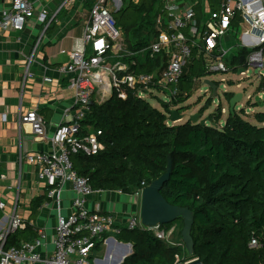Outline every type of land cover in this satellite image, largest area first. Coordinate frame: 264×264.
Listing matches in <instances>:
<instances>
[{"label":"trees","instance_id":"trees-1","mask_svg":"<svg viewBox=\"0 0 264 264\" xmlns=\"http://www.w3.org/2000/svg\"><path fill=\"white\" fill-rule=\"evenodd\" d=\"M206 1L212 9L217 7L218 0ZM203 5L204 0H199L197 25L205 17ZM126 9L132 10V19L121 24V28L116 27L122 33L124 49L131 56L122 60L137 61L138 66L132 69L138 73L161 71L166 65L164 54L153 59L146 57L142 62L136 56L158 37L155 24L164 15L161 3L139 0L136 4L128 3ZM239 21L237 17L232 22L231 32H236ZM237 49L231 60L235 70L240 66V58L249 53L244 48ZM199 54L204 55L194 48L191 56ZM206 75L205 67L198 70L194 82ZM185 83L193 80L184 72L179 81L181 92L176 93L170 104H163L165 113L128 88H123L125 99L119 98L115 90L106 102L93 101L81 122L80 134L100 131L98 139L103 149L91 157L72 155L73 169L88 181L93 191L135 195L142 189V183L146 187L165 173L170 157V177L160 194L169 205L187 208L193 215L190 232L193 254L189 259L198 258L203 264H264V114L254 116L259 126L245 120L242 110L228 114L222 127L189 121L172 124L170 105L177 107L190 97V91L183 89ZM233 96L234 93H224L226 101ZM211 103L209 99L199 113L205 112ZM222 110L219 104L209 116L211 123L218 125ZM43 202L44 196L32 200V216ZM173 225H176L174 236L180 242L178 246L157 239L152 231L122 228L113 236L131 245L132 253L121 264H175L178 258L188 256L180 235L182 221L160 228L167 230ZM36 237L34 227L27 222L25 229L7 238L6 248L30 243ZM252 238L258 240L259 248H249ZM100 245L97 242L95 249Z\"/></svg>","mask_w":264,"mask_h":264},{"label":"built area","instance_id":"built-area-1","mask_svg":"<svg viewBox=\"0 0 264 264\" xmlns=\"http://www.w3.org/2000/svg\"><path fill=\"white\" fill-rule=\"evenodd\" d=\"M72 1L61 0L55 15ZM116 1L117 5L115 0L92 2L83 35L85 45L91 48V54L62 52L69 59L63 73L67 77L68 88L73 92L76 111L72 112L67 124L59 126L52 134V149L49 152L27 153L20 158L38 168V180L47 187L49 198L55 196L60 186H72L75 193V198L71 201L72 213L68 217H58L53 249L49 254H41L39 250L42 240L45 239L41 232L30 243L21 242L18 246L6 248L7 238L25 229L27 222L16 214L18 199L13 203L12 212L8 216L3 213L7 206L0 200V264H90L88 258L102 236L119 234L122 228L152 231L157 239L169 243L170 246L180 245L170 241L176 232V225L167 230L160 226L146 228L141 225L139 214L132 215L124 224L119 225L111 213L88 208L87 199L95 191L73 169L71 156H95L103 146L98 139L101 136L100 131L86 136L80 134L81 122L89 113L93 101L104 103L112 97L115 90L119 98L125 99L123 88L136 91V96L140 99L141 94L168 91V98L172 100L177 92L170 88L179 84L194 48L204 55L212 56L216 61L208 72H227L222 60L227 54L222 48V40L231 31L232 22L237 17L240 19L238 26L242 29V47L249 51L241 75L247 73V68L264 70V7L261 0H218L215 9L204 0L205 17L199 25L196 19L199 0H159L164 15L156 20L158 37L148 48L136 55L143 56L144 59L165 55L164 69L153 73H138L132 69L138 66L137 61L122 60L124 56L131 55L124 49L122 33L116 27L112 16V10L119 9L121 5V0ZM128 1L136 4L139 0ZM7 2L8 9L0 14V34L23 31L26 22L34 15L30 1ZM40 20L45 22V16ZM36 47L37 44L33 51ZM31 58L32 56L29 62ZM111 59L115 62H111ZM259 73L264 80L263 73ZM51 81L43 78L45 84ZM17 124L19 130L23 126H29L31 134L38 138L46 136L45 122L35 110L20 114ZM141 186L143 189L144 183ZM142 189L135 195L140 197ZM29 225L33 226L32 223ZM259 246L258 240L252 238L249 248L257 249ZM188 260L180 257L175 264H185Z\"/></svg>","mask_w":264,"mask_h":264},{"label":"crops","instance_id":"crops-1","mask_svg":"<svg viewBox=\"0 0 264 264\" xmlns=\"http://www.w3.org/2000/svg\"><path fill=\"white\" fill-rule=\"evenodd\" d=\"M29 1L34 15L23 31L0 34V200L6 204L3 213L8 216L18 199L16 214L32 223L37 236L38 232L44 234L39 250L41 254H49L53 249L58 217H68L72 213L71 201L75 193L70 184H64L53 198H49L47 187L38 180V168L20 158L27 153L49 152L52 134L59 126L67 124L72 112L76 111L73 92L63 73L69 60L65 53L91 54L83 35L93 0H73L56 15L61 0ZM8 7L7 0H0V14ZM42 16H45V22H41ZM235 46L244 48L241 40L239 44L231 45L232 48ZM245 58L239 68L244 67ZM45 77L52 81L45 84ZM33 110L45 122V138L31 134L27 125L18 128L20 114ZM40 196L45 197V202L32 216L30 204ZM87 206L91 210L111 213L116 223L122 225L132 215L139 214L140 200L137 195L95 191L87 199ZM170 241L176 245L180 243L175 236ZM98 242L101 245L88 258L90 264H118L132 253L131 245L117 241L113 234L103 235Z\"/></svg>","mask_w":264,"mask_h":264},{"label":"rangeland","instance_id":"rangeland-1","mask_svg":"<svg viewBox=\"0 0 264 264\" xmlns=\"http://www.w3.org/2000/svg\"><path fill=\"white\" fill-rule=\"evenodd\" d=\"M128 0H121V5L119 9L113 11V18L116 21V26L120 27L121 24H124L128 20L132 19V10L126 9ZM262 6L264 7V1L261 0ZM92 6V4H91ZM121 28V27H120ZM240 34L241 28L237 26L236 32H230L222 41V48L227 54L224 56L223 63L227 68V72H207V75L203 78H199L194 82V76L198 70H202L204 67L206 71L215 65L216 61L212 56L209 55H193L191 56L184 67V72L187 75L188 79L193 80V83L186 84L183 87L184 90L190 91V97L186 101L173 107L170 105V109L177 110L180 115H183V119L178 122L179 125L184 124L188 121L190 115H194L200 112L204 107L206 102L211 99L212 103L209 108L200 114L201 118L204 119L215 113L218 105L221 104L223 110L221 118L218 122L220 127L223 126L224 122L228 117V104L223 96V93H234L241 94L242 98L239 104L235 106V112L239 113L240 110L244 112V118L252 125L259 126L255 121V114H264V80L260 77L259 71L263 73L264 70L261 69H251L247 68V73L244 75H238L237 70L234 68L235 65L231 64V60L238 53L237 48H232L231 45L234 43H240ZM144 60L143 56L139 57V61ZM115 62V60H111ZM204 63V66H202ZM192 67L190 68V66ZM211 80L215 83L217 89V96L212 97L211 92L208 87L204 84V80ZM181 84L171 87V90H176L177 94L181 92ZM152 94H141L142 100L146 101L151 107L157 109L158 111L165 113L163 104H170V99L168 98V91L157 93L152 91ZM259 97V103L254 102L255 97ZM255 103V105H253ZM262 105V106H261ZM170 122V121H169ZM176 124V123H175ZM64 214V213H63ZM65 216V215H63ZM170 245L169 243H167ZM186 259H189V256H184Z\"/></svg>","mask_w":264,"mask_h":264},{"label":"water","instance_id":"water-1","mask_svg":"<svg viewBox=\"0 0 264 264\" xmlns=\"http://www.w3.org/2000/svg\"><path fill=\"white\" fill-rule=\"evenodd\" d=\"M244 58H240V65H243ZM244 72V68L240 67L237 70V74L241 75ZM204 84L208 87L212 97L217 96L216 85L213 81L204 80ZM227 93V92H226ZM224 96V93H223ZM241 94H234V96L226 101L228 104L229 114H234V109L237 104L241 101ZM260 98L255 97L254 102L259 103ZM91 105V104H90ZM170 123L175 124L183 119V115H180L177 110H169ZM188 121L191 123H198L201 126L209 125L213 128H217V125L211 123L210 117L204 119L201 118L200 114L190 115ZM171 160L170 157L167 159L166 171L163 175L152 181L148 186L144 187L139 197L140 208L139 218L142 226L146 228H154L157 226L171 224L177 220H181L183 227L181 229V240L185 247L188 256L193 254V241L190 235L191 227L193 225V215L187 208H181L177 206L169 205L160 194V190L164 184L169 180L171 173ZM122 260L118 264H121ZM185 264H203L198 258L189 259Z\"/></svg>","mask_w":264,"mask_h":264}]
</instances>
